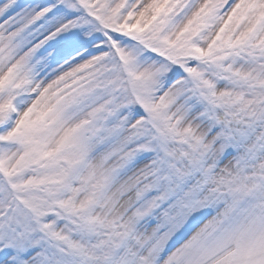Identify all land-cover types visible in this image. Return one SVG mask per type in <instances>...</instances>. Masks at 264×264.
Returning a JSON list of instances; mask_svg holds the SVG:
<instances>
[{
  "label": "rangeland",
  "instance_id": "rangeland-1",
  "mask_svg": "<svg viewBox=\"0 0 264 264\" xmlns=\"http://www.w3.org/2000/svg\"><path fill=\"white\" fill-rule=\"evenodd\" d=\"M0 264H264V0H0Z\"/></svg>",
  "mask_w": 264,
  "mask_h": 264
},
{
  "label": "bare ground",
  "instance_id": "bare-ground-1",
  "mask_svg": "<svg viewBox=\"0 0 264 264\" xmlns=\"http://www.w3.org/2000/svg\"><path fill=\"white\" fill-rule=\"evenodd\" d=\"M210 218H211V215L207 216L198 225H196L188 237L193 236L198 231V229L203 225V223L210 220ZM229 238H230L229 232L226 229L220 237L216 238L211 244H209V246L207 247L208 254H213V255L218 254L219 257L224 256L229 251L228 246H227L229 243Z\"/></svg>",
  "mask_w": 264,
  "mask_h": 264
}]
</instances>
